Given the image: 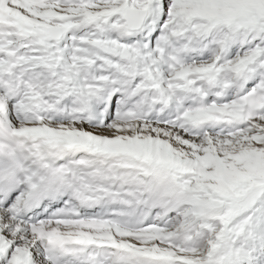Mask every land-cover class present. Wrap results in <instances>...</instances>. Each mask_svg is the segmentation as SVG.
Segmentation results:
<instances>
[{"label":"rangeland","instance_id":"1","mask_svg":"<svg viewBox=\"0 0 264 264\" xmlns=\"http://www.w3.org/2000/svg\"><path fill=\"white\" fill-rule=\"evenodd\" d=\"M0 1L1 3L5 1L0 12V32L6 33L0 34L4 38L0 46L4 47L6 42L10 41L15 43L13 47H21L15 50L10 43V47L6 50L2 49L5 51L0 53V63L4 64L5 60L7 61L6 52L10 50L16 56L23 54L25 57L29 56L27 60L35 57L34 64L38 63L37 70H40L44 61L35 55L41 53L43 56L44 50L47 58H51L48 55L52 49L57 58L53 54L54 59L50 62L59 67V75L63 66L76 87L82 90L86 88L82 85L86 77L83 80L81 73L91 64L98 66V69L103 67L102 71L95 67L93 70V65L88 67L87 74L83 76L93 73L94 80L102 79L99 73H110L106 72L108 69L106 63L112 66V71H115L114 69L128 70L133 63L138 64L142 69L147 67L142 65V61L146 60L151 73L155 69V66L152 69V65L163 64L165 68L161 70L163 74L160 78L167 81L166 88L171 93H175L179 87L188 82L192 83L200 94L206 95L208 104L195 109L196 116L226 114L234 121L227 127L223 125L224 131H219L220 125L210 126L209 124L206 126L210 127L205 131L202 130L201 133L179 131L174 126L154 124L146 120L119 121L113 113L123 109L126 101V104L129 103L122 97L121 104H115L114 100L110 117L107 115L108 119L102 124L94 122L85 124L64 117L46 121L42 119L38 123L31 121L30 123L33 124H29L28 121L15 116L14 109L18 101L5 98L6 94L0 90L3 113L7 108L8 112L10 110L14 112L11 115H3L1 122L6 121L4 127L19 130V132L28 130L53 132L48 133L50 135L71 134L74 130L76 135L85 137L84 134H90L87 137H92L108 148H113L114 153L124 148L148 155L153 152L151 148H149L150 151L145 148L149 145L156 150L154 151L156 154H167L171 159L178 158L189 167L186 174L179 176V183L184 188L181 195L175 193L172 195L173 178L170 175L164 176L158 173L154 176L145 161H137L138 157L135 159L123 154L122 158L112 160L103 158L104 163L98 160L100 156L95 157V164H103L100 166L101 170L108 169L118 176L122 175L123 180L118 178L115 181L123 182L126 188L134 189L136 192L141 188L149 189L148 192L153 199L150 200V205L141 209L142 213L148 211L150 207H152L151 212H154L157 206L156 200L161 197L162 201H160L161 204L158 203V206L161 205L162 208L158 207L151 222L145 225L154 229L143 230L147 234L154 235L151 237L154 239L141 240L142 246L145 248L148 246L159 252L161 257L163 254H170L169 257L182 258L180 261L172 259L171 262L164 258L162 259L164 264H177V262L211 264L210 259L218 248L225 250L226 243L227 249L230 250L227 238L225 239L228 235L229 241L238 247L234 251L236 254H233L235 258H244V261L248 263L249 256L257 254L259 262L253 257L255 263L264 264V188L255 195L247 209L240 213L232 216L224 214L215 219L206 217V215L209 217L210 212L215 208L227 207L228 210H232V201L244 195L251 186L258 184L264 186V0H44L34 4L21 0ZM27 1L33 3V0ZM159 1L161 9L157 11ZM125 4L147 8L149 16L145 24L149 25L152 20H155V23L141 34H127L124 22L117 12ZM8 5L15 6L10 7L12 13H14L12 9H15L14 15L10 13ZM44 25L61 26L65 30L61 41L57 44L44 41L37 33ZM167 41L171 46L180 49V52L176 55L163 53V47L158 43L165 45ZM32 42L35 43V48L40 50L25 46ZM169 48L170 46L166 49ZM30 49L40 53L32 52ZM175 59L179 61L177 64H173ZM30 62L32 65L33 62ZM35 69L32 73L36 75L43 72L42 68V71ZM242 69L250 74L249 80L243 81V78L238 76ZM143 71L147 73L148 70ZM112 74H109L107 78H111ZM61 75L66 78V75L65 77L64 74ZM242 76L248 77L245 73H242ZM144 77L147 76L144 74ZM11 79L13 80V77ZM42 79L45 83L43 91L49 85L46 86L49 77H42ZM122 79H125V76ZM211 81L216 88L224 85L221 89L224 90V95L228 86L225 100L219 101L213 94L203 89ZM240 83L243 84L242 89L239 88ZM84 84L88 83L85 81ZM171 86H175L173 90ZM160 89H162L161 85ZM219 92H213L210 89V93H214L219 99L225 97L218 94ZM191 93L194 91L191 90ZM97 111L98 107L94 112ZM64 113L65 110L59 116H64ZM241 115H245L247 120L237 122L235 117ZM6 116L8 118L4 120ZM245 116L241 117L246 119ZM102 117L105 118V116ZM186 117L188 119V116ZM187 119L186 123L189 121ZM40 143L44 144L42 140ZM109 143L116 146H109ZM153 143L157 145L153 146ZM28 145L29 142L24 148L27 149ZM63 157L72 162L77 158L90 160L83 150L69 152L68 156ZM20 160L24 168H33L30 153H21ZM119 160L126 161L123 168L114 164ZM86 167L88 170L95 169L92 163L86 164ZM68 168L71 169V167ZM109 178L112 180V177L109 176ZM176 182L178 184V180ZM139 199L143 200L142 197ZM9 210V207L0 210V218H4L3 224L0 222L2 236L13 242L4 255L3 264H15L14 256L18 252L27 250H30L31 255L36 254L39 258L37 260L35 257L37 264H52L42 255L41 246L35 240L36 229L41 228L39 221L37 223L21 221L14 228L7 229V224L13 222L12 215L7 214ZM260 220L262 222L258 226ZM203 222H208L209 229L204 230L201 227ZM46 224L53 226L50 222ZM146 264L153 263L146 262Z\"/></svg>","mask_w":264,"mask_h":264},{"label":"bare ground","instance_id":"2","mask_svg":"<svg viewBox=\"0 0 264 264\" xmlns=\"http://www.w3.org/2000/svg\"><path fill=\"white\" fill-rule=\"evenodd\" d=\"M16 1V0H15ZM22 2L28 3V4H34L37 2H42L44 0H33L27 1V0H21ZM0 12L2 11V3L0 1ZM146 28V27H145ZM2 35V34H1ZM4 40L3 37L0 36V42ZM22 46V45H21ZM0 51H3L0 49ZM65 54V53H64ZM53 55V53H52ZM15 54H12L10 51L8 53V62L5 64L0 63V87H4L6 91H10L9 89L12 88L11 84L8 82L10 80L9 71L6 69L8 66L12 70L11 71V77L15 76V82L17 83L16 89L20 90V93L23 95L20 97V101L17 105V115L18 117H21L29 122L42 120L43 118H62V117H68L73 120H76L80 123H87L90 120L91 117V111L89 110V104H104L101 108H99V112L95 114V116H99L96 118V122L99 123L101 120L106 119L107 115L103 114V109L105 105L108 102L109 94L112 91H120L124 92L127 90L128 97H135L140 95L144 100V106L145 110L143 115L146 117L150 116H159L163 111V104L166 103L167 106L170 108V112L168 113V116L164 122H168L170 124H174L175 126L179 127V130H186V131H193L194 133L201 132L205 129L206 125L209 124H219L222 122L223 119H226L225 116H219L215 118H209L204 117L203 119H190L188 123H186L187 119V112L181 111L184 110L185 107L181 104L174 105L173 104V98H171L169 95H167L164 90L160 89V83L158 80L155 79L153 81L150 79L148 75L147 77H144V74H140L137 69H132L129 72L125 71H116V72H110L106 75H102L101 80H94L92 77V74L85 75L86 77V83L93 84L92 87L88 89V92L91 93L90 95L86 94L82 88L76 87L74 82L70 79V77L63 71L64 74H66V78L61 79L58 70V66L46 59L41 65V68L43 70L40 75H36L35 73H32V70L38 67V63L34 64L35 57H32L31 59H28V57L21 56V57H14ZM18 56V55H17ZM47 55H45L46 57ZM12 61V63H10ZM33 62L32 65H35L32 67L31 62ZM133 71L134 74H133ZM113 73V74H112ZM109 74H112L111 78H107ZM50 77L49 78V85L47 87L46 93L50 96H54L55 99L46 100L42 98V88L45 84L43 82L42 77ZM115 76H118L115 78ZM125 76V79H122V77ZM106 78V79H105ZM141 79L142 83L135 84V79ZM12 88V91L9 92L11 96H16L15 90ZM135 89H137L136 92ZM218 94L224 95V90H221ZM99 95V97H97ZM13 96V98H15ZM48 97V96H47ZM18 99V98H17ZM190 100L191 103L198 102L203 103V97L198 98L195 96L194 93H191L190 89L186 90V93L180 96V101H187ZM164 102V103H163ZM163 103V104H162ZM194 104V103H193ZM196 104V103H195ZM159 105L160 107L156 109V111L153 113L150 111V108L152 106ZM65 110L64 116H59L62 114V111ZM142 109H139L136 112L128 111V112H122L120 111L118 115H115L119 118H127L132 119L141 116ZM30 112V113H27ZM2 114V111H0ZM102 116H105L103 118ZM158 120V119H157ZM241 120L244 121L245 119L241 117ZM162 122V121H161ZM187 124V125H186ZM225 127V126H224ZM44 133L43 130L38 131H27L26 134H23L19 131H12V130H6L0 128V138H5L8 140V144H1L4 146V149L8 152L14 151L15 155L20 147L24 148V145L26 142H32L34 139L40 140L41 138L44 139L46 142V145H40L38 142L37 144L31 143L29 151L31 154H34V165L36 166L35 173L32 174V171L26 175V178L35 179L37 181L36 173H40L41 177H44L47 174L48 167L50 163H48V157L43 155L45 150H48L50 148V144L56 143V145L59 147L63 145V143H72V142H80L82 143L85 149H88L89 154L96 155V154H103L108 155L110 154L111 157L114 154V151L107 146L103 145L99 140H94L92 137H87L90 134H84V136L76 135V131L72 130L71 134H56V135H50L47 134L46 136L42 137V134ZM84 137V138H83ZM31 138L29 141L27 139ZM23 140L25 143L20 146L18 143ZM108 144V143H107ZM111 145L116 146V144L109 143ZM157 143H153V146H156ZM118 146V145H117ZM145 146L144 144L142 145ZM79 147V146H78ZM63 148H65L63 146ZM145 148L149 150L151 148L153 150L152 153H149L148 155L145 154V158L147 159L148 163L150 165H153L152 162L156 159H171L168 157L167 154H156L151 146L147 145ZM159 150V149H158ZM145 151V150H144ZM142 154V153H141ZM59 155V153H58ZM55 159V165L58 164V156L54 157ZM78 160V159H77ZM31 162V161H30ZM29 162V163H30ZM38 162H47L44 164L43 167H39ZM57 163V164H56ZM82 164L81 161H77L75 163L76 171L73 179L71 180L72 185H75L78 189L87 192L90 195H97L101 198H103V207H107L105 211H99L97 213V217L99 218L97 221H90L87 224L92 225L95 224L99 225L102 222V226H108L112 223H115L113 225V228H115L117 231L121 229L122 226L128 228L125 232L130 235L132 238H138L137 242L141 243L143 239H148L151 237H154V235L147 234L143 230V225L146 224V221L140 220L136 221L133 218V215L128 211H121L119 207L121 206V203L125 201L128 202V195H132V192L128 189H122V190H114L110 183H106V180H110L109 175L104 174L100 175L98 174L97 169L88 170L85 165V171L79 165ZM152 169L162 171L166 173L167 175H170L174 179V193L176 195L182 194V187L177 184L176 180H178L179 175L175 174L173 172H166L163 171L157 167H153ZM27 173V171L20 169L19 167V174ZM65 189H63V192ZM136 196V195H135ZM21 205V203H20ZM113 205L116 206V208L113 207ZM16 214H18L21 217H28L33 216V212L26 211L21 206L19 208H15L13 210ZM42 211H40L41 213ZM80 215L79 210L76 208L70 209L69 207H57L55 210L50 211L47 213V217L53 216L56 218H63L62 216H68L70 218ZM212 216V213L209 217ZM126 217H130L131 219H126ZM213 217V216H212ZM75 222H80V220H76ZM41 232H39V237ZM52 234H45L44 244H45V250L46 254L49 255L52 260L58 261L60 258L65 259L67 264H88V262L84 261L85 257L91 256L96 257L97 263H103L102 260L104 258V253L102 250H98V244L103 243L106 244V246L111 245L113 251H115V257L117 258V255H121V260L123 259L125 263L129 264V262H132V259H136L140 257V253L137 251H131V248L129 250L127 249H120L117 248L119 246L127 247L126 243H119L114 236V233H105V232H86V231H77L74 233H67L62 240L57 241L55 243L47 242V238L51 236ZM156 236V235H155ZM74 239H81L84 240L81 244H74ZM61 241L64 242L65 246L67 248L75 250V252H72V255L74 257L66 256L64 253V250L62 249L61 245L59 244ZM105 247V246H104ZM131 247V246H130ZM68 255V253H67ZM213 255H215V259L213 258ZM212 255V264H229L231 261V256L228 252H226L223 248H218ZM240 257V256H239ZM167 261L171 262L174 257H166ZM220 259V260H219ZM176 260V259H174ZM219 260V261H218ZM22 262H24L22 260Z\"/></svg>","mask_w":264,"mask_h":264},{"label":"water","instance_id":"3","mask_svg":"<svg viewBox=\"0 0 264 264\" xmlns=\"http://www.w3.org/2000/svg\"><path fill=\"white\" fill-rule=\"evenodd\" d=\"M146 10H138L135 8H131L129 6H125L122 9L119 10V14L122 16V18L126 22V26L129 30H138L146 16ZM44 38L48 40H57L61 37L62 29L58 27H50L46 26L45 30L42 32ZM169 169H175L178 172L183 171V166L180 164H174V163H167L164 164ZM260 189V186L254 187L250 192L246 194L245 197L238 199L234 204V209L239 210L241 208V204L246 205L248 202V199L253 196V194Z\"/></svg>","mask_w":264,"mask_h":264}]
</instances>
